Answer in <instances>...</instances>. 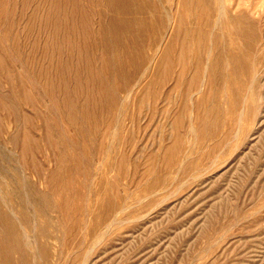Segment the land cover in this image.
Instances as JSON below:
<instances>
[{
  "label": "rangeland",
  "instance_id": "1",
  "mask_svg": "<svg viewBox=\"0 0 264 264\" xmlns=\"http://www.w3.org/2000/svg\"><path fill=\"white\" fill-rule=\"evenodd\" d=\"M136 3L0 0V264H264V0Z\"/></svg>",
  "mask_w": 264,
  "mask_h": 264
},
{
  "label": "bare ground",
  "instance_id": "2",
  "mask_svg": "<svg viewBox=\"0 0 264 264\" xmlns=\"http://www.w3.org/2000/svg\"><path fill=\"white\" fill-rule=\"evenodd\" d=\"M124 1V0H123ZM182 4L184 6V8H186V16L190 15V9H193L191 7H194L195 13L197 16L200 15L201 13V6H202V1L203 0H181ZM159 0H152L151 2L148 0H138V3H136L134 6L135 8H139L140 10L149 8V7H155L158 4ZM177 20H176V25L173 26V28L176 30L175 34L172 35V37H170L166 42L165 45L163 47V49L160 51V59H159V63L157 64L158 67L156 68V72L155 73H167L168 72V63L171 60V55L173 53L174 50V41L177 38L182 44H186L187 39L186 36L184 35L183 31H184V25H185V17L183 16V10L178 11L177 13ZM219 14H220V10H219ZM154 15V14H153ZM220 16H222V11ZM245 15L244 14H239V15H231L230 19L232 21L233 24V29L235 31V33L238 34H243V32H245V28L247 26L246 20H245ZM156 17L158 18V21H169L167 18V15H163V13H157ZM139 24L141 25V27L143 28H147L149 27L150 23L148 21H146L144 18L139 17L138 19ZM171 22V21H170ZM173 22V21H172ZM126 24V23H125ZM153 24V23H152ZM155 24L156 27H158V23H157V19L155 20ZM173 25V23H172ZM183 28V30H182ZM150 29V28H149ZM155 29V28H154ZM192 31H195V27H193ZM140 35V34H139ZM197 38L196 39H201L200 41L202 42L207 41L209 39L208 37V33H202L201 30L197 31ZM121 42V41H120ZM128 42V40H127ZM130 43V41H129ZM126 44V43H124ZM184 54L183 51H180L179 53V59H183ZM183 66V65H182ZM172 67V66H171ZM184 72V71H183ZM138 84L140 83L139 81L137 82ZM202 83H200L201 85ZM140 86V85H139ZM0 103H4L5 105V101L3 100V98L0 96ZM7 103V102H6ZM6 107V106H5ZM1 197V196H0ZM2 199V197H1ZM0 199V200H1ZM3 201V200H1ZM0 201V202H1ZM110 205V204H109ZM101 206V205H99ZM98 207V206H97ZM111 207V205H110ZM103 208V207H102ZM97 209V208H96ZM104 209V208H103ZM3 210V209H2ZM11 210V209H10ZM94 210V209H93ZM101 210V209H99ZM105 210V209H104ZM109 209H106V212L104 213L105 215H108L110 212H108ZM12 213V212H11ZM15 213L13 212V215ZM98 214V213H97ZM1 215V214H0ZM17 215V214H16ZM97 216V215H96ZM16 217V216H15ZM93 217V216H92ZM94 218V217H93ZM101 218V217H100ZM99 219V218H98ZM102 219V218H101ZM17 224V223H16ZM94 225V224H93ZM48 226V225H47ZM95 227V226H94ZM1 228V227H0ZM3 230V229H2ZM95 231V230H93ZM16 232V231H15ZM30 238V237H29ZM16 243H20L21 245L17 246ZM10 244V243H9ZM8 244V245H9ZM29 248L28 243L24 240L23 237H20L19 239L15 238L13 243H12V248H22L23 250H27L26 248ZM4 248V247H3ZM9 249V248H8ZM5 250V249H4ZM31 250V249H30ZM28 257V256H27Z\"/></svg>",
  "mask_w": 264,
  "mask_h": 264
}]
</instances>
